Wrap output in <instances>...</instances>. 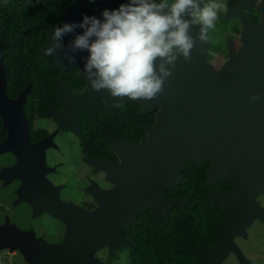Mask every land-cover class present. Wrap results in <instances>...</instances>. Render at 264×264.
I'll return each instance as SVG.
<instances>
[{
  "label": "water",
  "instance_id": "obj_1",
  "mask_svg": "<svg viewBox=\"0 0 264 264\" xmlns=\"http://www.w3.org/2000/svg\"><path fill=\"white\" fill-rule=\"evenodd\" d=\"M90 1L92 16L102 21L96 2ZM262 13L259 25L246 23L243 44L237 52L232 49L230 60L220 70L206 62V54L202 51L206 43L200 44L201 50L192 51L191 62H185L182 57L177 60L162 93L153 100H143L147 106L152 103L160 110L157 123L147 127L148 136L140 144L121 141L123 163L120 164V172L126 175V183L125 200L119 195V212L109 210L102 215L98 212L91 215L92 219L74 209L64 212V217L67 215L75 220L78 226L69 228L63 245L46 243L35 239L31 233L6 225L0 227V249L11 240L22 239L28 240V246L23 243L27 247L22 249L30 264H93L87 260L89 253L82 249L83 244H92L91 240L97 237L108 236L110 241L117 237L119 226L136 222L132 209H142L144 201L149 207L156 208L157 222L161 227L163 217L175 205L181 206L182 203L164 202L160 186H177L186 163L200 164L208 159L212 166L205 186L213 187L231 175L230 181L235 187L231 191L210 193L213 204H222L228 211L227 221L220 224L215 247L208 250L201 244L197 251L203 257L202 264H223L230 253L236 255L240 264H248L242 249L233 239L236 235L247 236L245 229L253 223L254 217L264 221V209L255 201L259 194L264 193V7ZM65 20L70 24L74 21L69 8ZM54 30L53 27L50 37ZM77 35H82L80 28L64 36L62 47L69 46ZM51 46L41 48L42 57ZM3 48L4 44H0V115L4 128L11 135L0 144V154L15 151L14 142L19 139L14 136L20 125H23L26 135L22 140H29L22 110L26 92L17 99L6 94ZM58 53L69 54L62 49ZM254 93H259L261 98L249 103L248 97ZM69 97L82 104L88 94ZM77 110L75 107V113ZM20 169L21 165L3 169L0 178L21 175ZM142 190L156 191V196L151 195V200L142 201L138 198ZM121 240L120 236V244Z\"/></svg>",
  "mask_w": 264,
  "mask_h": 264
},
{
  "label": "flooded vegetation",
  "instance_id": "obj_2",
  "mask_svg": "<svg viewBox=\"0 0 264 264\" xmlns=\"http://www.w3.org/2000/svg\"><path fill=\"white\" fill-rule=\"evenodd\" d=\"M81 1L79 5L66 8L63 15L65 23H68L65 20L68 8L71 9L75 24L81 23L85 15L92 16L91 1ZM223 2L226 3L227 9L218 13L219 18L215 27L208 33V41L202 47L206 54V62L215 70H220L230 60L232 49L237 52L243 44L246 23L249 21L254 25L260 24L264 7V0ZM124 3H128V0H120L119 5L110 3L103 7H99L96 2L102 21L103 10L117 9ZM51 29L48 31L47 40L37 51L38 67L43 64L46 76L35 78L34 75L41 73L35 66L30 67L20 78V82L25 84L21 90V93L26 92L22 110L29 130V140H22L26 135L23 125H20L14 136L19 139L14 142L15 151L7 152L14 162L5 166L12 168L21 165V175L13 177V181L17 180L19 186L9 207L1 204L4 220L0 227L8 225L22 232L31 233L35 239H41L46 243L63 245L66 243L69 228L72 225L78 226L75 220L69 219L67 215L64 217V212L74 209L92 219L91 215L95 216L98 212L102 215L109 210L120 211V196L125 200L126 183V175L120 172L121 141L140 144L148 136L147 127L157 123L160 107L152 103L147 106L143 100H131L128 97L114 98L104 89L94 91L84 74V66L89 56L87 50H77L73 53L68 51L67 45L62 47V51L69 52L67 56H75L72 63H69L65 54L60 55L59 50L42 57L41 48L53 44L50 37ZM80 30L83 34L84 30L81 28ZM197 30L198 26H194L192 34L195 35ZM64 41L65 37L61 43ZM199 48L201 50L197 42L192 51H198ZM5 70L7 72L6 67ZM84 94H88V97L81 102L82 104L69 97ZM75 107L78 108L76 113ZM6 132V139L3 142L11 135L9 130ZM18 154L21 155L20 158ZM230 177L231 175H228L226 178L230 180ZM2 179L5 184L8 183V177ZM181 182L174 187L160 186L164 202L182 203L181 206L175 205L163 217L161 227L157 222L156 208L149 207L144 201L142 209H132L136 222L125 227L119 226L116 231L117 237L111 241L108 236L97 237L94 241L91 240L92 244H83L82 249L85 252L94 253L88 256L87 260L93 264H119L117 262L120 261V256L124 255L126 263L133 264L131 250L141 239L145 223L149 222L152 227L164 228L166 218L175 208L187 209L186 201L178 198L174 190ZM232 185L231 190L235 187L233 183ZM215 190L231 191L213 189L210 193ZM151 195L156 196V191L142 190L138 198L142 201L151 200ZM257 201L264 209V200ZM47 220L53 223V227L42 223ZM256 220L264 224L259 217ZM48 230L55 232L54 239L46 238ZM23 243L28 246V240L22 239L11 240L5 245L8 248V264H15L18 260L21 264H30L22 249L27 247Z\"/></svg>",
  "mask_w": 264,
  "mask_h": 264
},
{
  "label": "clouds",
  "instance_id": "obj_3",
  "mask_svg": "<svg viewBox=\"0 0 264 264\" xmlns=\"http://www.w3.org/2000/svg\"><path fill=\"white\" fill-rule=\"evenodd\" d=\"M226 9L223 0H128L117 9L103 10V21L85 15L79 24L56 27L51 36L55 43L45 51L52 55L60 50L63 37L81 28L83 34L68 51L89 52L84 74L91 88L107 90L114 98L149 101L164 91L178 59L191 62L197 42L208 41L218 13ZM67 58L69 63L75 60ZM260 98L254 93L248 101Z\"/></svg>",
  "mask_w": 264,
  "mask_h": 264
},
{
  "label": "trees",
  "instance_id": "obj_4",
  "mask_svg": "<svg viewBox=\"0 0 264 264\" xmlns=\"http://www.w3.org/2000/svg\"><path fill=\"white\" fill-rule=\"evenodd\" d=\"M99 7L120 0H95ZM81 0H0V43H4L3 64L7 69L6 94L17 99L25 84L20 82L24 72L35 67L44 77V66L38 67V47L47 40L52 26L65 24L63 15L67 7L79 5ZM83 4L84 1H83ZM33 78V76L31 77ZM7 132L0 115V144ZM212 163L205 160L201 164L189 162L183 171V180L174 189L177 197L185 200L187 209L175 208L166 218L164 228L150 226L141 232V239L131 250L133 264H202L203 257L197 251L202 244L211 250L217 243L216 234L220 224L227 220V211L222 205H214L210 191L231 190L228 178L213 187L205 183Z\"/></svg>",
  "mask_w": 264,
  "mask_h": 264
},
{
  "label": "rangeland",
  "instance_id": "obj_5",
  "mask_svg": "<svg viewBox=\"0 0 264 264\" xmlns=\"http://www.w3.org/2000/svg\"><path fill=\"white\" fill-rule=\"evenodd\" d=\"M7 152L0 154V174L3 169H7L5 166L14 162ZM11 181H13V178H8V183L5 184L3 179L0 178V224L3 223L4 220V214H2L3 207L1 204L8 206L10 201L14 199L15 190L19 186L17 180L13 182ZM9 182H11V184H9ZM257 200H264V193L259 194L255 198V201ZM256 218L257 217H254L253 224L245 229L247 236L236 235L233 239L234 242L242 249L244 256L249 261L248 264H264V224L256 220ZM42 223L53 227V223L49 220L42 221ZM48 232L49 233L46 234V238L48 240L54 239L55 232L53 230H48ZM6 248L7 247H3L0 249V264H8V248ZM92 255H94V253L91 252L88 256L90 257ZM120 258V261L117 263L127 264L124 255H121ZM15 264L21 263L18 260ZM223 264H240V262L234 253H230L224 260Z\"/></svg>",
  "mask_w": 264,
  "mask_h": 264
},
{
  "label": "bare ground",
  "instance_id": "obj_6",
  "mask_svg": "<svg viewBox=\"0 0 264 264\" xmlns=\"http://www.w3.org/2000/svg\"><path fill=\"white\" fill-rule=\"evenodd\" d=\"M122 163H123V161H122Z\"/></svg>",
  "mask_w": 264,
  "mask_h": 264
}]
</instances>
